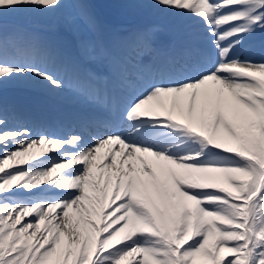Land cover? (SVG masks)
I'll list each match as a JSON object with an SVG mask.
<instances>
[{
  "label": "snow or ice",
  "instance_id": "1",
  "mask_svg": "<svg viewBox=\"0 0 264 264\" xmlns=\"http://www.w3.org/2000/svg\"><path fill=\"white\" fill-rule=\"evenodd\" d=\"M188 16L199 46L132 77L152 53L149 31L115 53L85 44L120 79L57 67L37 37L10 32L12 14L69 10L83 0H0V88L65 87L104 115L66 135L12 126L0 102V264H264V60L238 55L264 32V0H147Z\"/></svg>",
  "mask_w": 264,
  "mask_h": 264
},
{
  "label": "rangeland",
  "instance_id": "2",
  "mask_svg": "<svg viewBox=\"0 0 264 264\" xmlns=\"http://www.w3.org/2000/svg\"><path fill=\"white\" fill-rule=\"evenodd\" d=\"M83 2L85 5L83 12L89 18L90 23L96 26V29L99 28L100 23H101L103 18L109 19V14H112L113 11L120 17H126L130 13H141L142 11H144L143 4L141 2H139L138 0H83ZM108 3H109V5H107L103 8V6L108 4ZM94 6L96 7V12H95ZM133 6H138L139 11L138 12L130 11V9ZM150 10L157 11L155 9H150ZM19 16L24 17V18H29V19H31V21H39V20H40V22L50 21L51 24L54 23L53 25L58 29H61V23L62 22L65 24L67 23L66 26H70V27H72V26L76 27L78 25V23L80 25L88 24L79 15H77L75 13L72 14L71 19H70L69 10H64L60 13L48 14L46 16L41 15V14H35V13H19V14L9 15L6 18V21H5L6 26L10 32H13L11 30H12V28H14L16 26V24L13 25L14 20L12 18H16ZM68 20H70V21H68ZM52 21H54V22H52ZM86 34L87 33H84L85 36H86ZM41 41H42V39H41Z\"/></svg>",
  "mask_w": 264,
  "mask_h": 264
},
{
  "label": "bare ground",
  "instance_id": "3",
  "mask_svg": "<svg viewBox=\"0 0 264 264\" xmlns=\"http://www.w3.org/2000/svg\"><path fill=\"white\" fill-rule=\"evenodd\" d=\"M68 21H70V20H68ZM67 22V21H66ZM73 23V22H72ZM69 25V24H68ZM72 25V24H71ZM19 83H23L22 81H15V82H10V83H8L7 85H5V86H3L2 88H4V87H7V86H13V85H18ZM27 86H33V85H27ZM2 88H0V89H2ZM6 90H9V89H6ZM11 90V89H10ZM8 92H12V91H7V93ZM111 93H112V95H118L117 97L118 98H120V99H124L125 97H126V94L125 93H123V95L120 93V92H118V91H111ZM34 95H37V93H33ZM48 101H51V102H53L54 104H55V102L52 100V99H50V100H48ZM50 105V104H49ZM56 105V104H55Z\"/></svg>",
  "mask_w": 264,
  "mask_h": 264
}]
</instances>
